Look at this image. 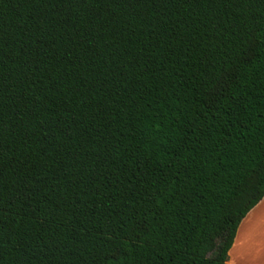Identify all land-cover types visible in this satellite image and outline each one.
<instances>
[{"label":"trees","instance_id":"obj_1","mask_svg":"<svg viewBox=\"0 0 264 264\" xmlns=\"http://www.w3.org/2000/svg\"><path fill=\"white\" fill-rule=\"evenodd\" d=\"M264 197V0H0V264H229Z\"/></svg>","mask_w":264,"mask_h":264},{"label":"crops","instance_id":"obj_2","mask_svg":"<svg viewBox=\"0 0 264 264\" xmlns=\"http://www.w3.org/2000/svg\"><path fill=\"white\" fill-rule=\"evenodd\" d=\"M229 264H264V197L241 222Z\"/></svg>","mask_w":264,"mask_h":264}]
</instances>
